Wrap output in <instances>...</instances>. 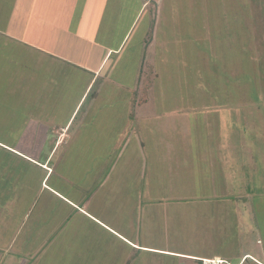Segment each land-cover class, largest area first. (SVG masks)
I'll return each instance as SVG.
<instances>
[{
  "label": "rangeland",
  "instance_id": "374dc122",
  "mask_svg": "<svg viewBox=\"0 0 264 264\" xmlns=\"http://www.w3.org/2000/svg\"><path fill=\"white\" fill-rule=\"evenodd\" d=\"M248 1L250 8L254 6L252 10L246 6ZM117 4L122 7L119 0H103L102 18L86 27L81 19L74 25L73 19L70 35L64 36L65 46L56 45V53L64 48L63 55L59 54L54 68L47 66L55 76L51 74L52 82L40 89L35 79L43 71L32 63L34 54L16 45L9 47L5 66L0 62V68L5 67L0 71L1 142L23 149L18 145L31 136L35 121L49 117V110L57 120L66 122L75 98L66 96L64 81L74 79L77 68L84 71L106 57L107 51L99 45L106 26L111 32L115 29V38H122L130 28L131 11L125 13L128 20L122 15L119 30L111 28L109 23H119L121 16L114 20L105 14L108 5ZM164 6L156 17L151 3L137 19V27L130 32L120 55L132 72L142 71L145 78L139 84L141 89L135 81L119 77L111 83L102 73L98 82H103L102 102L94 101L93 106L103 109L84 118L86 122L100 120L96 124L99 130L94 131L91 123L81 119L71 131L84 133V138L99 137L90 144L95 145L93 152L96 149L103 161H109L108 168H115L109 175L110 184L104 188L102 220L134 245L105 230L75 237L68 229L56 237L84 238L83 255L79 253L76 264L110 263L111 252L112 264H201V259L186 256H218L226 264H264V176L259 177L263 186L259 185L254 194H238L237 185H231L246 180L244 166L251 156L264 162V154L255 156L261 153L259 142L264 141V0H167ZM232 6L236 10L229 13ZM78 13L79 8H74L72 17ZM234 14L236 19L225 18ZM224 19H229L227 25ZM12 21L16 28L18 21ZM3 22L0 27L7 32L10 25ZM83 30L85 39L76 35ZM115 59L117 55H109L104 66ZM239 88L245 90L238 92ZM54 92L57 105L62 104V111L57 108L59 114L51 99ZM62 96L67 100L60 102ZM144 99L148 102L141 105ZM87 102L92 103L91 99ZM47 107L50 109L46 111ZM244 121L252 124L251 129L258 126L257 142L250 140L251 130ZM158 127L165 130L158 132ZM142 144L154 145L159 154L151 157L141 150ZM64 150L65 144L56 152L55 165L51 164L55 171L58 160L66 157ZM3 153L0 185L4 189L0 192L8 194L6 202L0 200V209L4 210L0 241L14 248L21 232L15 230L19 221L13 212L26 193L29 200L22 206L33 209L37 201H43L44 193L39 200L35 195L31 199V189H24L26 183L27 188L36 186L43 170L22 157ZM130 158L142 159L133 162ZM217 161L222 163L216 165ZM108 168L104 167L105 177ZM35 193L38 196V190ZM90 200L95 208V192ZM0 250V264H6L9 252ZM89 254L93 255L91 261ZM23 260L29 264L33 261Z\"/></svg>",
  "mask_w": 264,
  "mask_h": 264
},
{
  "label": "crops",
  "instance_id": "0c3cea01",
  "mask_svg": "<svg viewBox=\"0 0 264 264\" xmlns=\"http://www.w3.org/2000/svg\"><path fill=\"white\" fill-rule=\"evenodd\" d=\"M166 1L167 0H119V3L122 5L121 8H119V4H117L116 7L108 5L109 10L105 14L106 18L107 16H113L112 19L116 20L118 16H121L119 23L114 25L109 23L111 28L114 26V28L119 30L122 15H124L123 19L125 18L128 20L125 13L128 14L129 11H131L132 21L129 23L130 28L125 36L122 38H115V29H112L114 30L112 33L108 26H106L104 31L106 35L103 36L99 43L102 51H107L106 57L102 59L97 66L93 64L84 71L77 68L74 75H76V77L78 76V79L74 77V79L71 78L70 81H64L65 91H67L66 96L68 99L73 96L75 98L70 105L72 112L66 122L65 120H57V115L53 112L51 113L49 110L50 113H46L49 117H45L44 119L40 118V120L35 121V126L31 129V136L27 140H22L18 145L17 148L21 147L23 149H14L10 145L0 141V159L4 156L3 148L12 149L19 155H22L21 157H23L24 160L31 161L35 164L33 166L41 167L44 171L40 174L36 186L27 188L26 183L24 187V189H31L30 194L31 192L33 194H31V199L35 195L37 200H39L41 193H44L45 196L43 201L41 203L37 201V205H35L33 209H29V206H22L21 204H23L25 200H29V193H26L19 198L18 204L13 212V214H15V219L19 221L18 224L20 223V225L16 224L15 226V230L21 232L20 234L18 233L20 235L19 237H21L18 239V244L14 245V248H12V244L7 245L5 243L1 245L0 241V248L4 249L6 253L9 252L8 256L10 258L7 259L6 257V264H29V261L23 260L27 258H32L33 261L30 264H76L75 261L79 253L83 255L81 249L84 247L81 240L84 238H57L60 237L61 234L56 237L59 232L63 230L67 231L68 229L70 232L75 233V237H79L86 232L95 234L101 230H105L115 238L122 239L129 245H134L125 238H122L117 231L109 227V225L102 220V215L104 213V203L102 199L104 188L110 184L109 181L111 177L109 179V175H113L112 170H115V168L112 166V168H108L110 165L109 161L107 160V163L103 161L102 158L98 156L96 149L95 152H93L95 145L90 144L96 142V139L93 140V138H97L98 140L99 137H95L96 135H94V137L89 135L87 138H84V133L81 134L78 132L77 134L71 131L76 124L75 122H79L81 119L82 122L91 123L90 126L93 127L94 131L95 129L99 130L96 124H98L100 120L93 119L86 122L84 118L90 117V113H96L99 111V108L103 109L101 106H93L94 101L97 103L102 102L101 98H103L104 92L100 84H103V82L98 84L102 73L106 74L107 80L111 83H114V80L117 79L116 77H119L120 80L135 81L136 86L139 84L141 85L143 82L142 80L145 78L142 71L137 70L136 72H132L129 66L127 68V66L124 65L123 58H120V55L124 50V44L130 32L133 33L137 27H135L137 19L148 11L152 2L155 3L154 14L158 17L159 14L162 13L163 10L161 9H164ZM101 2H103V0H0V21L3 22L4 19L5 23H3L10 25L7 32L1 29L2 26L0 27L1 66H5V61L9 59V47L13 45L19 46L22 50H30L31 54H34L32 63L34 66L39 67L40 71H43V74L38 75L35 79L37 89H40L46 83H51V74L53 76H55V74L52 72L53 69L47 68V66L50 65L53 68L56 66V59L60 57L59 54H62L61 51L64 50L63 48L58 50L59 53H56V48L57 46L58 48L65 46L63 43L64 36H66V34L70 35L73 19L76 20L74 25H77L79 23L78 19H81L84 27L87 26V23H94L95 19L102 18L103 16ZM74 8L75 10L79 8V13L72 17ZM123 9L125 10L124 12L122 11ZM13 19L18 21V24H16L18 26L16 28L13 27ZM85 31L86 30L79 31L76 35L83 37L81 39H85L87 35ZM109 32H111V34H109ZM72 33L75 35L74 31ZM107 34L109 35L107 36ZM90 41L91 38H89V42ZM89 50L91 53L95 52L94 49ZM109 55H117V59L110 64L108 60V64L106 63L104 66ZM63 59L64 58H62V61L65 63L66 60ZM146 61L145 58V62ZM1 69L5 71V67L0 68V71ZM125 69L127 71L124 74ZM139 77L141 79H139ZM76 81L78 87H75ZM140 85L138 86V90L141 89ZM148 90L149 86H147V91ZM52 98H54L53 107L56 113L59 114V112L62 111L60 107L62 104L59 103V105H57L55 92L51 95V99ZM89 99H91L92 103L87 104ZM65 100L67 99L62 96L60 102ZM50 106L51 103H49V107ZM49 107H47L46 111L50 109ZM57 108L61 111H57ZM120 111L122 112V110ZM101 113V115L104 114L103 112ZM81 114L82 117L78 119ZM164 130L165 129L162 127H158V132ZM145 131L146 129L143 130V137ZM146 141L147 144H152L150 140ZM71 142L72 144L70 145ZM63 144H65V150L62 153L65 154L66 157H61L58 160L55 171L53 169L55 165V155L59 147ZM150 145L146 147L142 144L141 150L151 157L155 154H159L154 151V145L153 147H150ZM147 158L150 159L148 155ZM135 159L142 158H133L131 160L134 162ZM28 163L31 165L30 162ZM262 164H264V162H262ZM62 165H64V168L59 169ZM104 167L109 169L106 177L104 174ZM9 181L13 180L9 179ZM36 190L39 192L38 196L35 193ZM94 192L96 195L95 208L90 200V196ZM100 192V205L98 206V194ZM3 213L4 210L0 209V218ZM14 241L16 242L15 239H13L12 242L15 243ZM143 248L147 249L148 247ZM89 256L91 261L93 255L89 254ZM186 257L193 259L198 258L201 260L207 259L195 256ZM111 258L112 261L106 264L114 263L113 252H111ZM213 258L220 257L214 256ZM91 264L103 263L91 262Z\"/></svg>",
  "mask_w": 264,
  "mask_h": 264
},
{
  "label": "trees",
  "instance_id": "16d2710c",
  "mask_svg": "<svg viewBox=\"0 0 264 264\" xmlns=\"http://www.w3.org/2000/svg\"><path fill=\"white\" fill-rule=\"evenodd\" d=\"M152 3H154V2H152ZM249 1H248V3H246V6L248 7V8H250V5H249ZM154 5H155V3H154ZM253 7L254 6H252L251 5V8L253 9ZM250 8V9H251ZM232 9H234V7L232 6L229 10V13H231L233 10ZM251 9V10H252ZM234 10H236V9H234ZM234 12V11H233ZM252 13H251V17H252ZM233 16V17H232ZM249 17V16H248ZM250 17V18H251ZM225 18H235V14L234 15H231V17H225ZM236 19V18H235ZM224 21L226 22V25H227V23L229 22V19H224ZM231 71H233V70H231ZM231 75V74H230ZM232 79H234L233 78V76L231 77ZM235 82H237V81H235ZM247 82H248V79H247ZM255 82H257V81H255ZM238 88V87H237ZM242 90H245V89H242ZM242 90H241V88H239V90H238V92H242ZM248 90H249V88H248V86H247V90H245L242 94H244V97H245V95H247V92H248ZM256 91V90H255ZM145 102H147V99H144L140 104L142 105V104H145ZM251 105H253V104H251ZM254 106H256V105H254ZM250 107V106H249ZM257 107V106H256ZM258 107H261V105L259 106L258 105ZM187 123V122H186ZM237 123H240V122H237ZM244 124H245V126L248 128V129H250L251 130V135H250V140H253L254 142L256 141V134L257 133H260L259 132V130H258V126L256 125H254L255 127L253 128V129H251V127H252V124H246V122L244 121L243 122ZM263 134H264V131H263ZM229 138H230V136H228ZM257 142V141H256ZM252 143V142H251ZM259 143H261V145H260V154L258 155L257 153H255V156L256 157H259V156H261L262 154H264V141L262 140V141H260ZM3 150H4V152H8V153H11V154H14L15 156H19V157H21L22 155H19L15 150L13 151L12 149H8V148H3ZM23 158V157H22ZM24 159V158H23ZM25 161H27V160H25ZM251 161H253V162H251ZM27 162H30L31 164H34V163H32L31 161H27ZM255 162V163H254ZM216 163V165L217 164H219V163H222V162H220V161H217V162H215ZM35 165V164H34ZM244 170L246 171L245 173H247V178H246V180H245V178H244V182L242 181V182H239L238 184H236L235 182H232L231 183V185H233V184H235V185H237V187H236V190H237V192H238V194H241V193H243V194H246V195H249V194H254V192L253 191H255L256 189H259V188H261V186H259V185H262V183H260L259 182V177H261L262 175L264 176V164H262V162H260V159L259 158H257V159H254L252 156L248 159V160H246V163H245V166H244ZM241 183H243V184H241ZM263 186V185H262ZM4 188L0 185V191L1 190H3ZM246 189V190H245ZM250 190L249 192L247 191V190ZM240 190H241V192H240ZM4 193H1L0 192V200H2V201H7V198H6V194H8V193H6V191H3ZM225 192V191H224ZM224 192H222V193H224ZM263 192V191H262ZM211 194H213V193H211ZM261 194V193H260ZM213 259H215V258H213ZM220 259V258H219ZM222 260V259H221ZM201 264H202V262H201Z\"/></svg>",
  "mask_w": 264,
  "mask_h": 264
},
{
  "label": "built area",
  "instance_id": "2783aa9c",
  "mask_svg": "<svg viewBox=\"0 0 264 264\" xmlns=\"http://www.w3.org/2000/svg\"><path fill=\"white\" fill-rule=\"evenodd\" d=\"M202 264H226V262L219 258H215V259H203Z\"/></svg>",
  "mask_w": 264,
  "mask_h": 264
},
{
  "label": "clouds",
  "instance_id": "9594fccd",
  "mask_svg": "<svg viewBox=\"0 0 264 264\" xmlns=\"http://www.w3.org/2000/svg\"><path fill=\"white\" fill-rule=\"evenodd\" d=\"M201 262H202V260H201Z\"/></svg>",
  "mask_w": 264,
  "mask_h": 264
}]
</instances>
